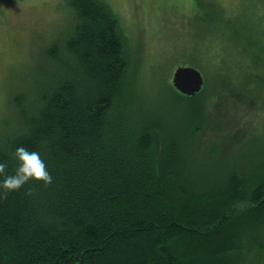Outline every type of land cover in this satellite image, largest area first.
Here are the masks:
<instances>
[{
	"label": "trees",
	"instance_id": "1",
	"mask_svg": "<svg viewBox=\"0 0 264 264\" xmlns=\"http://www.w3.org/2000/svg\"><path fill=\"white\" fill-rule=\"evenodd\" d=\"M66 2L69 33L45 52L53 68L32 106L16 98L22 127L0 139L7 172L23 144L53 180L0 189V264H264V112L224 148L200 137L216 76L247 87L264 78L261 14L246 0L240 11L197 0L172 44L205 77L187 96L167 78L164 87L138 80L108 1Z\"/></svg>",
	"mask_w": 264,
	"mask_h": 264
},
{
	"label": "rangeland",
	"instance_id": "2",
	"mask_svg": "<svg viewBox=\"0 0 264 264\" xmlns=\"http://www.w3.org/2000/svg\"><path fill=\"white\" fill-rule=\"evenodd\" d=\"M106 1L129 36L138 80L145 87H164L165 78L172 83L175 70L186 65L183 60L187 59L184 53H174V31L200 9L197 0ZM213 1L231 11L245 8L237 7L239 0ZM246 1V10L252 13L256 9L262 20L264 0ZM69 29L66 0H0V139L21 129V110L16 98L24 107L32 106L37 80L43 70L53 68L45 57L46 49L53 42L63 41ZM231 55L236 58L233 50L224 56L229 67L235 62ZM258 70L264 74V66ZM223 78L216 76V81L208 86L210 90L204 98L205 126L200 135L203 144L217 141L222 148L245 139L264 112V78L258 76L250 87Z\"/></svg>",
	"mask_w": 264,
	"mask_h": 264
},
{
	"label": "clouds",
	"instance_id": "3",
	"mask_svg": "<svg viewBox=\"0 0 264 264\" xmlns=\"http://www.w3.org/2000/svg\"><path fill=\"white\" fill-rule=\"evenodd\" d=\"M12 155L16 160L14 171L7 172L6 165L0 163V189L17 191L29 181L44 185L52 183L53 177L40 151L30 150L20 144L15 146Z\"/></svg>",
	"mask_w": 264,
	"mask_h": 264
},
{
	"label": "water",
	"instance_id": "4",
	"mask_svg": "<svg viewBox=\"0 0 264 264\" xmlns=\"http://www.w3.org/2000/svg\"><path fill=\"white\" fill-rule=\"evenodd\" d=\"M172 84L181 93L194 96L203 90L205 77L202 71L195 66H179L173 74Z\"/></svg>",
	"mask_w": 264,
	"mask_h": 264
}]
</instances>
